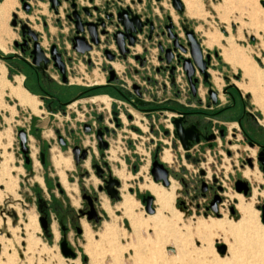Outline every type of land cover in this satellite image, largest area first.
Returning <instances> with one entry per match:
<instances>
[{
    "label": "rangeland",
    "instance_id": "374dc122",
    "mask_svg": "<svg viewBox=\"0 0 264 264\" xmlns=\"http://www.w3.org/2000/svg\"><path fill=\"white\" fill-rule=\"evenodd\" d=\"M183 2L184 11L181 16L175 14L176 19L181 17L188 20L203 44L210 48L218 45L220 51L230 49V40L232 39L234 47L240 50V53L245 54L250 65L254 64L259 67L258 70L261 71L262 76L258 81L257 88L264 95V8L260 4V0H183ZM187 4H190V10L194 17L189 15ZM18 20L26 22L19 17ZM210 37L214 40L211 45L208 43ZM2 69L5 67L0 64L2 73L0 80L2 86L5 87L7 83L3 78ZM240 78L241 81L237 83V86L244 88L250 86L247 77L242 74ZM18 87L13 89V92ZM244 88L242 91L248 100L249 109L259 117L264 125L263 112L254 103L253 94L245 91ZM54 93L57 97H61L63 104L78 97L73 94V91L59 87L54 90ZM117 94L120 96L118 92ZM232 95L236 101V106L233 108L236 112L243 107V101L239 92L233 91ZM12 96L15 97L14 94ZM16 99L18 101L0 93V107L9 110L0 111V264H195L189 262L190 258L197 260L198 263L203 261L206 264H211L213 263L212 258L206 254L210 249L214 251L219 264H232L229 248L224 256L218 252L217 248L225 245L232 248L233 252L235 250L240 253L245 252V247L238 242L245 238L246 234L242 230L237 228L234 232L237 238H230L231 242L230 239L228 242H224L222 239L224 235H220L221 237H216L210 243L205 244L201 241L203 237L199 235L193 237L192 233L195 234V225L199 222L210 224L223 220L237 223L242 218L239 209L240 203L244 207L254 210L255 233H264V224L259 212V207L264 205V173L260 168H256L261 172L262 178L259 173L252 174L247 171L245 175L249 173L248 178L251 181L245 179L244 172L251 168L247 166L243 169L242 160L245 159L246 153L254 154L253 150L248 147L246 151H235L234 155L236 156L233 158H228L227 154L223 152L222 155L208 156L207 161L203 158V165L187 164V168H183L185 172L180 170L179 174L172 176L170 187L173 184L176 185L175 195L170 206L167 209H162L156 195L148 190H141L140 185L143 184V179L137 178L141 167L149 164V176L154 183L150 160L142 162L141 158L144 157H140V160L136 162L138 169L135 172L134 168L128 166L124 159L127 155L132 157V154L122 146L119 140H113L114 151L111 153L112 156L115 154V158L108 156L112 173L119 179L115 174L123 164L131 179L126 182L119 179L122 185L120 189L122 198L120 201H111L105 192L99 193L98 188L104 183L96 175L91 157L78 167L72 152L61 149L54 130L49 132L47 130L42 135L38 133L37 135L41 136L38 137L39 139L33 134L35 126L40 125L38 118L45 112L40 107L42 104L40 100L33 95L27 103H21L18 98ZM52 124L60 126L61 130L64 129L59 121H53ZM40 129L42 130V128ZM20 130H25L29 136L28 144L33 158L30 165H26L25 157L21 151L18 135ZM52 139L56 140V143L53 144L55 152H48L47 166H43L39 155V140L44 142ZM83 143L88 146L89 139L85 138ZM56 150L61 151L67 158L65 159ZM170 159L171 163L173 160L171 153ZM94 161L96 164L101 163V157L97 150ZM178 164L183 167L181 161L177 163V166H179ZM201 167L208 173L205 175V179H209L203 181L212 184L215 177L218 184L224 189L222 192L224 200L219 205V213L222 216H216L211 210H207L211 203H209V197L202 196L200 183L195 185L198 189L188 190L190 187L186 188L180 180L185 177V182L190 184V180L192 182L196 178L201 179L203 177ZM86 172L89 173L88 176L85 175ZM253 176L258 181L254 180ZM237 179H245L252 189L251 194L246 198L237 194L235 189ZM125 183L128 186L127 193L135 201L133 213L147 223L136 231L130 225L125 212L118 209L123 202L122 188ZM160 186L163 187L162 184ZM83 190L89 194L94 192L99 194L98 212L102 221L100 224H91L86 218L82 219L80 225L83 229L82 235H78L68 224L70 227L68 241L76 252L77 258H65L60 249L62 233L56 214L52 211L50 215L52 237L49 238L40 223L39 203L43 200L54 204L58 207L60 214L68 211L75 213L84 207ZM146 194H152L155 197L156 212L153 215L146 212L145 204L141 202L142 197ZM102 199L109 201L111 212L103 208ZM236 199L239 202L235 201ZM231 207H236L235 214H231ZM173 213L182 220L173 217ZM152 218L160 219L162 222L159 223L160 227H155L147 222ZM196 251L201 254H196ZM92 256L95 258L94 262L91 260ZM255 260V258L244 256L243 261L253 264Z\"/></svg>",
    "mask_w": 264,
    "mask_h": 264
},
{
    "label": "flooded vegetation",
    "instance_id": "af4514ba",
    "mask_svg": "<svg viewBox=\"0 0 264 264\" xmlns=\"http://www.w3.org/2000/svg\"><path fill=\"white\" fill-rule=\"evenodd\" d=\"M81 2L85 7L91 10L95 7H98L103 13L108 14H116L120 9L130 8L135 15H139L141 17L142 22L145 24V26L143 27V32L138 33V35H136L137 43L135 47L130 48L131 53L127 57V60L123 61L116 58L114 61H110L104 54V51L110 50L114 54H117L118 52L113 44L108 46L101 45L100 47H94V50L92 52L87 53L85 55H80L73 51L72 45L69 40L70 30L72 27L69 26L64 20H62L64 18L63 13L62 17H57V21L58 19L62 20V24L57 23L61 27V29H68L67 33L61 35V40H66L70 45V51L76 54L78 58L86 59L88 66H90V68H92L93 70L101 67L102 65H106V67L104 68V72L108 76L107 85L115 88V90L120 94L124 102L129 106V108L127 109L125 107H119L118 110L116 108L106 109L104 106H102L97 107L95 109H89L88 111L84 112V114L81 116L83 123V126L81 127V137H79L80 135H78V133L74 129H72L71 132L66 131L65 135L62 133V130L59 129L58 130L60 131V134H56L57 129H55L57 140L63 151L72 152V149L75 146H80L81 148H91V155L94 154V156L90 157L91 161L94 163V159L96 157V150L100 157L102 154V152L98 151L97 149V131L104 130V128H108L110 130V133L105 134L104 139L108 142L109 149L105 151L106 159L101 158V163L98 164L106 172V178L108 177V171L104 166V162L109 163L108 153L114 151L112 146L113 140H119L122 146L129 153H131L132 156L135 157V160L137 159L136 162L140 160V157H145L146 155H149L153 162L154 157L157 155L160 161L163 163L162 158L166 150H168L172 154L173 159L175 151L179 149L181 151L180 161L183 165V167L179 166V169L183 170V172H185V169L183 168H187V164L200 165L203 163V158L207 161L208 156L213 157V155H222L223 152L227 154L228 158H233L234 156H236L234 155L235 151L237 152L243 150L241 149V146L248 147L250 150H253L254 154L246 153L245 159L242 160L241 166L243 169L248 166L252 170L247 169L244 172V177L245 179L250 180V178L245 176V173L247 171H250L252 174L259 173L261 175V172L256 169L260 168L262 171L264 169V154L262 156L260 155L262 152H264V149L262 148L264 147V128L260 126V124L262 123L259 117L253 114L252 112L246 111V114L243 118L239 119V122L230 121L234 117L231 112L236 106V101L233 98L232 93L233 91L239 92L240 90L238 88L233 87L235 86V84L232 83L229 79H222L221 77L214 75L217 67L215 63L218 61L217 52H209L203 47V41L198 36L196 30L192 28L191 25L188 23V20L182 19L181 17H178V19H176L175 14L181 16L182 13L175 8L173 0H161L159 2H156V0H103L101 4H96V0H94L92 4L88 0ZM138 6L142 7V9L139 10ZM187 31L195 32L196 37L200 42L201 48L203 50L204 60H206L207 56L211 57L210 65L207 69V73L210 75L208 78V83L205 82V77L199 70L196 69L195 71L193 80H197V83L195 84L196 97L193 95L192 86L190 81L188 80L186 72L184 71L182 61L192 58L191 48L189 46V41L187 38ZM175 37L177 39V44L180 46V48H178L177 50H175L174 47ZM17 42L22 43V38ZM41 43L47 53L50 52L49 50L53 45H56L51 44L44 46L42 38ZM160 44L165 50H173L174 58L171 65H168L166 63V60H160V58L164 59L165 56V54H163L159 49ZM56 46L58 47V45ZM16 49L20 52V49ZM24 50H26L27 53V60L30 61L27 48H24ZM139 50H141L140 53L138 52ZM59 51L62 55V60L66 64V82L63 81L62 74L58 70L54 69L52 65H50L48 70L43 73L37 72L35 69L26 66L19 60H16L18 63L17 70L25 74L27 83L33 84L34 82H36L38 84L37 88H33L35 91H38L39 98H36L40 100L46 111H48L49 113H51L52 116L57 118L68 117V113L74 111L75 108L77 109V101L82 98H86V96L90 98L97 97L95 93L98 92V89H100V87L98 86L90 87L88 91H86L81 96L76 97L67 104H63L61 97H57V95L54 93V90L58 89V87L70 90L68 89V86H71L72 84H75L77 82H81L82 80L84 81V77L81 78L80 75L74 74V64L76 63V60H74V58L70 55L69 51H62L60 49ZM136 57H140V60H137ZM179 58H182V60H180ZM131 61H134L138 64V68L135 69L134 75L140 76L142 79H144V85L137 82L130 84L128 82H125L124 79L121 80L118 73V65L116 64L125 67L122 75L126 77L129 75V67L132 65ZM143 62L144 64L142 65ZM174 66L176 67V69L174 71V74H171V70ZM53 71H55L60 77L59 82L51 80L50 74ZM111 71L115 73V80L113 81H111L110 77ZM222 82H225L227 86L223 87ZM152 84L156 86H161L165 92L169 89L171 90L173 98L171 100V103H169L171 105L170 107L167 108L158 106L153 109L150 108V110H148V108L139 107L138 105H136L134 100L142 99L144 93L147 92L146 87ZM135 86H138L140 88V96L135 93ZM211 90L217 93V104H214L213 100L210 98L209 92ZM240 96L242 98L241 94ZM102 98L96 99V101L100 100L103 102ZM232 100L234 102L233 106ZM242 101L243 108L246 109L249 104L248 100H246V98L244 97L242 98ZM103 103L107 104L109 107L108 99L107 102ZM114 113L118 114V121H115ZM182 113L187 114L186 118L190 121V124H200L202 131H204V129H207V136H214V140L206 141L202 139L200 144H194L190 148V151H184L180 141L176 136V128L173 124V121L175 119L183 117ZM136 114L144 115L147 120H151V123H147V125H145L144 122L139 119L138 115ZM153 114H157L158 116L152 117ZM121 115L125 117V122L121 118ZM153 118H157V120H159V118H163L164 121L163 133H161V137L159 138H156L154 136L156 123H154ZM125 123H127V128L130 133L121 132L123 127L125 126ZM234 123H236V127H230L227 125L224 126V124L230 125ZM71 124L74 123H72L71 121ZM86 125L90 126V133H86ZM35 133L37 135L38 132L36 131ZM239 135H242L243 137L242 143H240ZM60 137L62 139V142L60 140ZM85 138L89 139L90 144L88 146L83 143ZM55 143L56 140L53 144ZM53 144L47 142L44 143L43 141L39 140L38 146L40 160L42 154H45L46 156V162L43 166L47 165L48 152H55V149H53ZM56 152L62 154L65 159L67 158L61 151L56 150ZM114 155L112 156V158H115ZM188 155H191L190 159H187ZM127 157L129 156L127 155L126 157H124L126 164ZM249 159L251 160V162L248 161ZM163 164L170 171L172 169V166L174 165V163L172 165H167L165 163ZM81 165H79L78 167H80ZM137 169L138 166L136 165L134 167L135 172H137ZM95 170L97 174V169ZM202 171L205 172V175L208 174L206 170H204V168H202L201 172ZM205 177L206 176H203L201 179L196 178V180H192V182L190 180V183H193L194 186L198 185V183L202 184L203 180H209L208 178L205 179ZM211 178H213V176H211ZM214 179L216 178H213L212 184L210 182L205 181L208 184V189L205 193V196L201 191L202 196H204L205 198L209 197V203L213 201L214 196L218 194H220L221 196L223 195V193H220V191L218 190V187L220 185L215 184ZM245 179L242 180L246 181ZM238 180L239 179H237L236 182ZM183 181L185 183L186 188H188V184L185 182V178L183 179ZM105 186L106 185L104 183V185L100 187ZM195 189H198V187L195 186ZM99 193H104V191ZM84 194H87L91 197L92 202L97 210L98 216L101 218L98 212V205L100 203L99 194L97 192L89 194L85 190H83V195ZM148 195L149 194H146V196ZM242 196L245 197L244 195ZM84 201L85 203L83 209H80L75 213H71L70 211H68L63 214H60V211L57 206H54V204L52 205L49 202H44L43 200H41L39 203L41 209V216L45 215L46 217H48L51 223V212L53 211L56 214L57 221L61 226L62 238L64 237V235H67L68 237V233L70 230L68 224H70V226L76 231L77 234V228H80L82 230V233L78 235H82L83 229L80 226L81 220L84 218L87 219V214L91 210L89 201ZM219 216H222V214L219 213Z\"/></svg>",
    "mask_w": 264,
    "mask_h": 264
},
{
    "label": "water",
    "instance_id": "95a60500",
    "mask_svg": "<svg viewBox=\"0 0 264 264\" xmlns=\"http://www.w3.org/2000/svg\"><path fill=\"white\" fill-rule=\"evenodd\" d=\"M45 1V0H39ZM50 9L53 11L56 17H62V13L64 14V20L69 26H71L70 30V43L72 45L73 51L80 55H85L94 50V47H100L101 45H111L113 44L116 47L117 54H114L110 50H105L104 54L110 61H114L116 58L119 60L126 61L127 57L130 55L131 47H135L137 43L138 33L143 32V27L145 24L142 22V19L139 15H135L130 8L120 9L116 14H108L103 13L100 8L95 7L92 10L85 7L81 1L87 0H47ZM91 4L94 0H88ZM161 0H156L159 2ZM175 8L181 13L184 11V2L183 0H173ZM262 7L264 8V0L260 2ZM66 5V6H65ZM24 11L26 14H30L32 6L28 3L23 4ZM94 12V13H93ZM62 20L58 19L57 23L62 24ZM148 23V22H147ZM12 27L19 28V32L22 38V43L16 42V48L20 49V54H16L13 57H4L0 54V60L9 61V60H19L26 66L35 69L37 72H45L48 70L49 66L52 65L54 69L58 70L62 74L63 81H67L66 77V64L62 60V55L56 45H53L50 48V52L47 53L42 46L40 34L32 30L29 22H23L18 20V16L14 15V20L12 22ZM174 37V36H173ZM187 38L189 41V46L191 48V59L182 60L183 68L187 74L188 80L191 83L193 95L196 97V83L197 80H193L196 69L199 70L205 77V82L208 83L209 74L207 73V69L210 65L211 57L207 56L206 60H204L203 50L201 48V44L198 41L196 34L194 31H187ZM175 50L180 48L177 44V39L175 37L174 43ZM29 53L30 61L26 58V50ZM182 48V47H181ZM159 49L163 54H165L164 59L160 58L161 61L166 60L168 65H171L174 55L172 49L165 50L163 46L160 44ZM137 60H140V57H136ZM144 62L142 63V65ZM176 67L174 66L171 70V74H174ZM111 81L115 80V73L113 71L110 72ZM238 88L236 85L233 86ZM135 93L140 96V88L138 86L134 87ZM226 94V91H225ZM210 98L213 100L214 104H217V93L211 90L209 92ZM183 117L175 119L173 124L176 128V136L180 141L184 151H190V148L194 144H200L201 140L204 139L206 141L214 140V136H207V129L202 131L200 124L194 123L190 124V121L186 118L187 114H183ZM115 121H118L117 113H114ZM102 121V118H101ZM119 126V125H118ZM86 133H90L91 129L89 125H86ZM110 130L108 128H104V130H98L96 139H97V149L102 152L101 158L106 159L105 151L109 149L108 142L104 139L105 134H109ZM56 134H60V131L57 130ZM19 139L21 144V151L25 157L26 165H30L32 163V156L30 146L28 144L29 136L25 130L19 131ZM62 142V139L60 137ZM264 149V147H262ZM91 148H81L80 146H75L72 149V154L74 157V161L76 166H79L86 163L91 155ZM264 152L260 155L262 156ZM191 155L187 156V159H190ZM251 162V160H248ZM46 156L45 154L41 155V164L45 165ZM104 166L108 171V177H105L106 172L98 165L93 163V168L97 169V176L104 183L105 187H100L99 192H106L111 201H120L121 200V182L118 178H116L110 165L108 162H104ZM264 172V169H263ZM88 176V173H86ZM151 175L153 180L157 184H162L165 188L170 187L172 173L171 171L160 161L159 157L156 155L152 162ZM202 176H205V172H201ZM214 183L218 184V180L214 179ZM208 189V184L203 181L201 184V191L205 196V193ZM235 189L238 194H242L245 197L251 194V187L248 182L240 179L235 183ZM218 190L220 193L224 191V189L219 186ZM83 200H88L90 204V212L87 214V221L91 224H100L102 221V217L98 216L97 210L92 202V199L87 194L82 196ZM224 198L218 194L214 196L213 201L211 202V206L207 208V210H211L214 215L219 216V205L223 203ZM141 202L145 204L146 212L150 215L155 214L156 209L154 208L155 197L152 194L148 196H143ZM261 212V220L264 224V205L259 207ZM231 214H235V208H230ZM82 214V213H81ZM40 223L42 229L45 234L51 238L52 233V225L48 219V217L41 216ZM78 234L82 233L80 228H77ZM61 253L65 258L76 259L77 254L70 246L67 235H64L60 242ZM218 252L224 256L227 252V247L225 245L218 246ZM86 261V260H85Z\"/></svg>",
    "mask_w": 264,
    "mask_h": 264
},
{
    "label": "crops",
    "instance_id": "0c3cea01",
    "mask_svg": "<svg viewBox=\"0 0 264 264\" xmlns=\"http://www.w3.org/2000/svg\"><path fill=\"white\" fill-rule=\"evenodd\" d=\"M113 1H116V0H113ZM24 2L32 6V9L29 15L26 14V12L24 11V8H23ZM102 2L103 0H96V4H101ZM138 9L141 10L142 7L138 6ZM0 11H1L0 12V44L3 47H5L6 50L8 51V52L2 51V49L0 48V54L2 56L13 57L16 54H20L19 50H17L16 47L14 46V44L20 40V33L18 29L12 27L13 17L14 15H17L20 19L26 22H29L32 29L37 31L41 35L44 46L56 44L58 45L60 50L62 51L68 50L70 55L74 58V60H76V63L74 64V72H75L74 74L80 75L81 78L84 77V81L82 80L81 82H77L75 84H72L71 86H68V89H70L69 91H73L74 95L81 96L86 91H88L90 87H93V86L100 87V89L97 90L98 92L95 93L97 97L90 98L86 96V98H82L79 101H77V104H78L77 109L75 108L74 111H71L70 113H68L69 114L68 117H59V118L54 117L51 115V113L46 111L43 107V104H41L40 107H42L45 112H43L42 114L43 116H40L38 118L40 127L35 126V129H34L35 132L37 131L39 134L42 135V133L47 130L48 132L53 131V130L55 131V129L61 130L60 126L58 125L56 126L52 124L53 121H56V122L59 121L64 127V129L62 130V133L64 135L66 131L71 132V130L74 129L78 133V135H80L79 137H81L82 135L81 127L83 126L81 116L84 114V112L88 111L89 109H95L97 107H102V106H104L106 109L116 108L117 110L119 107L120 108L125 107L126 109L129 108L128 104L124 102L122 97H120L117 94V92L114 91L115 88L107 85L108 76L104 72L105 70L104 68L106 67V65H102L101 67L93 70L92 68H90V66H88L86 59L78 58L76 54L70 51V45L66 40L64 41L61 40V35L64 33H67L68 29L65 28L63 30L57 24V17L53 13V11L50 9V5L47 0L42 1V2L39 0H0ZM217 46L218 45H215L214 47L210 48L207 45L203 44V47L209 52H217L218 61L215 63L217 67H216V71L214 75L219 76L222 79H226V80L229 79L232 83H234L237 86V83H240L241 81L240 76L243 74V72L241 68L234 69V67L224 59L223 50L220 51V48H218ZM138 52L140 53L141 50H139ZM0 64H3L5 67V69H2V70H3V78L5 82L7 83L5 87H3L1 84V80H0V93L12 98L13 100L18 101L15 97L12 96V94H14L13 89L18 87L19 85L17 79L22 78L21 80L22 88H24L28 92L29 96L31 95L32 97L33 95L39 98L38 91H35L33 89V88H37L38 84L36 82H34L33 84L27 83L25 74L17 70L18 63L16 60L15 61L0 60ZM131 64L132 65L129 67V75L126 77L122 75L125 67L119 64H116L118 65L117 66L118 73H119L121 80L124 79L125 82H128L130 84L137 82V83H141L144 85V79H142L140 76L134 75V71L136 68H138V64L135 63L134 61H131ZM50 75H51V80L59 82L60 77L55 71L51 72ZM1 77H2V73L0 71V79ZM222 86L226 87L227 84L225 82H222ZM146 89H147V92L144 93L142 99L134 100L136 105H138L139 107L148 108V110H150V108L153 109L158 106L167 107V108L171 106L169 103H171L173 95L170 89L165 92L161 86H156L154 84L149 85L148 87H146ZM239 93L242 95V98L246 96L242 90H240ZM102 97H105L108 99L109 107L107 104L103 103L100 100L96 101V99H99ZM249 107L250 106L248 104L246 109L241 107L236 112L233 110L231 114L236 118H233L230 121L239 122V119L244 117V115L246 114V111L253 113V111H251ZM6 110H7L6 108L0 107V111L6 112ZM136 115H138L139 119H141L145 125H147V123L148 124L151 123V120L150 119L147 120L144 115H140V114H136ZM154 116L157 117L158 115L153 114L152 117ZM121 118L125 122V117L123 115H121ZM153 119H154L153 120L154 123H156L154 136L156 138L157 137L159 138L161 137V133H163L164 121H163V118H159V120H157V118H153ZM71 121L74 124H71ZM226 125L230 127H234V126L236 127V123L230 124V125L224 124V126ZM260 126L264 128V125L260 124ZM40 128H42L43 131ZM121 132L130 133L127 128V123H125V126L123 127ZM33 134L37 136V139L40 136V135L39 136L36 135V133H33ZM239 140H240V143L243 142L242 135H239ZM45 142L53 144L55 140L54 139H52L51 141L46 140L44 141V143ZM246 148L247 147L241 146V149L243 150H246ZM173 156L174 158L172 162L174 163V165L172 166V169H171L172 176L175 174L177 175V173L179 174L181 170L179 169L180 164H178L179 166H177V163H179L181 159V151L179 149L176 150ZM126 160H127L128 166L132 168L136 166V160L134 156L127 157ZM173 163H171L170 165H172ZM245 176L248 177L247 175ZM180 180L185 185L183 178H181ZM188 188L189 190L190 189L194 190L195 186L193 183L192 184L190 183L188 184Z\"/></svg>",
    "mask_w": 264,
    "mask_h": 264
},
{
    "label": "bare ground",
    "instance_id": "6f19581e",
    "mask_svg": "<svg viewBox=\"0 0 264 264\" xmlns=\"http://www.w3.org/2000/svg\"><path fill=\"white\" fill-rule=\"evenodd\" d=\"M262 0H260L261 2ZM193 8V6H192ZM3 10V9H2ZM187 10L188 13L191 17H194V14H192V11L190 10V4H187ZM1 12V11H0ZM3 12V11H2ZM3 18V17H2ZM210 37V42L209 45L214 43L213 39ZM232 43V39L230 40V49H225L223 51V56L224 59L232 64L234 69L241 68L244 77H247L250 82V86L244 88L241 86H237L239 90H242V88L245 89V91L250 92L253 94L254 97V103L258 107L260 111L263 112L264 114V95L263 92L257 88L258 81L260 80L262 74L259 71V67L256 65H250L248 58L245 56L244 53H240V50H238L236 47H234ZM0 48L2 51H7L5 47H3L0 44ZM8 52V51H7ZM263 73V72H262ZM19 84V87L17 90L14 92V96L20 100L21 103H27L30 99L31 96L22 88L21 80L22 79H17ZM102 81V80H101ZM218 82V81H217ZM103 102H107V99L102 98ZM163 159L170 163V153L168 150H166ZM116 175L122 179L123 181H128L131 179L130 175H127V170L125 167H122L121 170H117ZM249 176V173L247 174ZM143 179V184L140 185L141 190H148L154 195H156L158 199V203L161 206L162 209H167L170 204L172 199L174 198L175 195V190H176V185L173 184L170 188H163L160 185L154 184L149 176V164L143 165L137 174V178ZM128 186L125 183L122 188V195H123V202L121 203L120 207L118 209H121L125 212V215L127 219L130 221V225L132 228L136 231L139 227H143L144 225H147L143 219H139L134 213H133V206H134V199L127 193ZM238 202L239 200L236 199ZM102 205L103 208L111 212V207L109 204V201L107 199H102ZM252 208V207H251ZM242 218L240 221L237 223H229L226 221H217L216 223H204V222H199L195 225V234L192 233L193 237L194 236H201L203 239L201 240L203 244L205 243H210L214 238L219 237L220 235H224L222 238L224 242H228V239L233 238L236 239L237 237L234 235V232H236L237 228L242 230L246 235L244 240H239V244L243 247H245V252H239L238 250H235L234 252L232 251V248H229V254L231 253L232 255V264H247L245 263L244 256L246 257H252L255 258L256 260L253 262V264H264V233H255V221H254V210L253 209H248L243 206L242 203H240L239 207ZM173 217H177L173 213ZM256 217V216H255ZM179 220H182L179 218ZM151 225L155 227H160L159 223L160 219L159 218H152L147 221ZM142 229V228H141ZM115 235V234H113ZM221 237V236H220ZM235 237V238H234ZM231 242V239L229 240ZM233 242V241H232ZM196 254H201L200 252H195ZM205 254V253H204ZM207 256L212 258L213 263L211 264H219L217 261V258L214 255V251L212 249L207 251ZM212 256H211V255ZM198 257V256H197ZM94 257L92 256L91 260L94 262ZM191 263L195 264H206L205 262L198 263L197 260H193L190 258ZM62 263V261H60Z\"/></svg>",
    "mask_w": 264,
    "mask_h": 264
},
{
    "label": "built area",
    "instance_id": "2783aa9c",
    "mask_svg": "<svg viewBox=\"0 0 264 264\" xmlns=\"http://www.w3.org/2000/svg\"><path fill=\"white\" fill-rule=\"evenodd\" d=\"M108 154H109V156H112V153H111V152H109ZM31 156H32V155H31ZM147 158H148V159H147ZM32 159H33V158H32ZM149 160H150V161H149ZM141 161H142V162H144V161H149V163H150V167H151L152 160H151V158H150L149 155H146L143 159H141ZM162 161H163V163H165V164H167V165H170V163L165 162V161L163 160V158H162Z\"/></svg>",
    "mask_w": 264,
    "mask_h": 264
},
{
    "label": "trees",
    "instance_id": "16d2710c",
    "mask_svg": "<svg viewBox=\"0 0 264 264\" xmlns=\"http://www.w3.org/2000/svg\"><path fill=\"white\" fill-rule=\"evenodd\" d=\"M47 166V165H46Z\"/></svg>",
    "mask_w": 264,
    "mask_h": 264
}]
</instances>
